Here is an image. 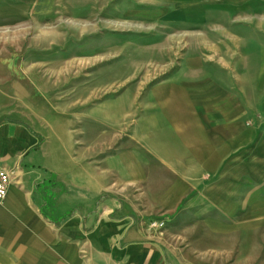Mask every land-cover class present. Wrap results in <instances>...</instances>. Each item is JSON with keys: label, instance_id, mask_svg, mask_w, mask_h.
Here are the masks:
<instances>
[{"label": "rangeland", "instance_id": "1", "mask_svg": "<svg viewBox=\"0 0 264 264\" xmlns=\"http://www.w3.org/2000/svg\"><path fill=\"white\" fill-rule=\"evenodd\" d=\"M186 90L206 124L215 110L220 128L251 130L250 162L264 166V0H0V121L30 125L64 163L123 168L131 195L158 197L151 174L164 182L166 165L191 161L174 123ZM202 221L213 226L189 228ZM218 226L228 255L234 223Z\"/></svg>", "mask_w": 264, "mask_h": 264}, {"label": "crops", "instance_id": "2", "mask_svg": "<svg viewBox=\"0 0 264 264\" xmlns=\"http://www.w3.org/2000/svg\"><path fill=\"white\" fill-rule=\"evenodd\" d=\"M182 94L174 113L177 153L191 161L166 165L172 176L164 182L151 174L158 197L149 200L129 193L123 168L110 176L71 156L64 163L30 125L0 121V165L12 172L0 201V264H264V166L250 162L253 132L220 128L215 110L206 124L204 102ZM211 155L217 160L207 161ZM129 170L135 189L139 172ZM100 195L107 197L98 203ZM156 216H166L165 227H150ZM222 218L234 223L229 235L238 238L228 243V255L220 243ZM206 219L212 242L204 221L189 228V220Z\"/></svg>", "mask_w": 264, "mask_h": 264}, {"label": "built area", "instance_id": "3", "mask_svg": "<svg viewBox=\"0 0 264 264\" xmlns=\"http://www.w3.org/2000/svg\"><path fill=\"white\" fill-rule=\"evenodd\" d=\"M12 172L9 168L0 165V201H3L8 193L11 184ZM166 226L164 219H152L150 227L153 229L163 228Z\"/></svg>", "mask_w": 264, "mask_h": 264}]
</instances>
